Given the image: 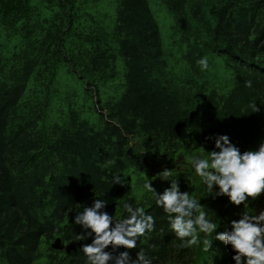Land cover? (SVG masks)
Returning a JSON list of instances; mask_svg holds the SVG:
<instances>
[{
	"label": "trees",
	"instance_id": "1",
	"mask_svg": "<svg viewBox=\"0 0 264 264\" xmlns=\"http://www.w3.org/2000/svg\"><path fill=\"white\" fill-rule=\"evenodd\" d=\"M158 2L172 14L171 36L184 47L181 60L191 79L169 70L148 0H119L110 35L84 0H0V264L43 257L47 264H108L105 249L96 247L91 257L83 252L93 246L92 230L75 223L94 200L115 204L117 221L128 218L125 205L154 218L152 231L131 238L132 249L109 242L125 252L123 264H143L141 253L151 264H236L232 246L216 237L245 212L258 217L262 201L246 197L247 205L234 206L215 185L210 193L191 160L218 152L215 142L223 135L241 154L264 143V0ZM107 39L118 43L124 92L99 109V87L115 73ZM205 56L209 67L201 71L197 61ZM214 56L231 70L226 94L200 82ZM59 63L92 95L103 121L99 130L75 109L52 112ZM166 169L172 175L161 181L158 173ZM172 181L217 225L190 247L180 246L156 204ZM150 183L157 195L145 187ZM55 239L82 247L65 255L50 248Z\"/></svg>",
	"mask_w": 264,
	"mask_h": 264
},
{
	"label": "clouds",
	"instance_id": "2",
	"mask_svg": "<svg viewBox=\"0 0 264 264\" xmlns=\"http://www.w3.org/2000/svg\"><path fill=\"white\" fill-rule=\"evenodd\" d=\"M197 64L201 71L207 70L208 57L199 59ZM245 86L251 87V81H247ZM251 107L253 112L259 111L255 104ZM215 148L219 151L207 153V158L193 157L191 160L195 173L207 190L211 193L215 185L219 188L217 195H226L229 203L234 206H240L242 203L247 205L246 197L258 198L264 191V143L259 145L258 150H247L241 154L240 149L231 145L229 138L223 135L216 139ZM171 175V171L167 169L158 173L161 181L167 180ZM145 187L156 193L151 183ZM105 203L103 200H94L92 207L84 208L83 212L77 215L75 223L90 228L98 235L103 233L105 244L113 242L128 249L136 246V240L131 239L132 237L138 238L153 230L155 221L151 215H145L142 208L133 209L130 205H125L129 213L128 218L109 231V217L106 214H97V209ZM156 204L167 214L171 231L181 241V247L195 245L200 234L207 236L217 229V225L207 219L199 200H195L187 191L182 194L179 192L177 181H172L171 187L159 195ZM192 212L196 213L194 219L191 218ZM114 221L117 222L113 217L112 223ZM123 226H127L126 231ZM216 238L232 246L233 251L237 253L233 257L236 264H242L241 257L245 258L243 264H264V211L259 217L245 212L239 221H232L230 232L225 231ZM204 243L207 245L209 241L205 239ZM98 251V248L91 245L83 248V252L89 257ZM97 258L107 259L106 256ZM139 258L143 260V264H151L150 260L144 258L143 253Z\"/></svg>",
	"mask_w": 264,
	"mask_h": 264
},
{
	"label": "rangeland",
	"instance_id": "3",
	"mask_svg": "<svg viewBox=\"0 0 264 264\" xmlns=\"http://www.w3.org/2000/svg\"><path fill=\"white\" fill-rule=\"evenodd\" d=\"M87 2L86 11L94 18V21L98 24L99 28L106 34L112 33L113 23L116 17V10L119 0H84ZM151 12L158 24L162 49L168 68L172 72H180V76L185 79H191L193 77L190 69L182 62V54L184 47L178 44V37H172V27L174 20L169 10L160 4L158 0H148ZM92 22H87L84 30L85 33L90 34V25ZM110 45V50L114 56L115 73L112 79L104 81L99 87L101 93V106L108 101V99H116L124 92L122 76L124 74V68L122 66V60L118 54V43L111 39H107ZM173 41H175L173 43ZM68 46L65 47L68 50ZM73 53H68V58H71ZM210 70L205 73L204 77L200 79V82L208 89L215 90L219 94H226L231 88V70L225 65L221 58L213 57L210 62ZM182 68V70H181ZM58 77L61 80L58 85L57 93L52 98V112L54 114H60L67 112L69 108L75 109L83 120H86L90 126L99 130L103 121L100 118V114L97 111V107L93 104L92 95L86 91L85 84L78 79V77L71 73L67 64L59 63L57 66ZM81 72V71H77ZM97 111V112H96ZM262 199V203L258 207H261L259 216L264 211V191H262L258 198ZM257 207V208H258ZM257 211V210H256ZM257 213V212H256ZM258 216V217H259ZM46 245L44 240L41 241L40 251L44 252ZM47 259L43 257L35 264H47Z\"/></svg>",
	"mask_w": 264,
	"mask_h": 264
},
{
	"label": "water",
	"instance_id": "4",
	"mask_svg": "<svg viewBox=\"0 0 264 264\" xmlns=\"http://www.w3.org/2000/svg\"><path fill=\"white\" fill-rule=\"evenodd\" d=\"M196 200V199H195ZM115 210H116V205H106L102 206L100 209H97V214H106L109 219H110V224H109V230H114L118 225L121 224V222H113V217L115 215ZM193 213V212H192ZM192 215V214H191ZM127 226H123V230L126 231ZM104 234H96L93 231L91 232L90 235V240L92 242V245L95 247H99L102 249H105L109 253V258L107 263L111 264L113 262L114 264H123L122 259L125 258V252L123 251L122 248L110 245V243L105 244L104 242ZM82 244H76L74 242H70L66 245H63L59 239H55L54 242L51 244V249L53 251H63L65 255H69L70 253L76 252L77 248H81ZM112 253H115V256L112 258Z\"/></svg>",
	"mask_w": 264,
	"mask_h": 264
},
{
	"label": "bare ground",
	"instance_id": "5",
	"mask_svg": "<svg viewBox=\"0 0 264 264\" xmlns=\"http://www.w3.org/2000/svg\"><path fill=\"white\" fill-rule=\"evenodd\" d=\"M115 256V253H112V258ZM111 264H114L113 262H111Z\"/></svg>",
	"mask_w": 264,
	"mask_h": 264
}]
</instances>
